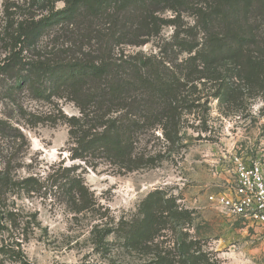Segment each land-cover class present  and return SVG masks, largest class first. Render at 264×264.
Returning <instances> with one entry per match:
<instances>
[{
  "label": "rangeland",
  "instance_id": "obj_1",
  "mask_svg": "<svg viewBox=\"0 0 264 264\" xmlns=\"http://www.w3.org/2000/svg\"><path fill=\"white\" fill-rule=\"evenodd\" d=\"M37 1L0 0V61L7 22L47 12ZM49 2L46 10L65 7L63 0ZM124 10L132 22L142 15ZM155 10L157 31L143 36L148 42L123 47L166 58L181 84L172 94L150 97L166 117H141L125 133L130 168L100 152L72 159L67 118L81 116L73 97L50 90L38 95L25 77L20 82L0 69V117L27 138L0 140L15 153V172L44 179L65 159L72 173L84 174L95 204L75 212L56 186L10 194L8 203L15 199L24 209L26 233L11 249L13 230L0 223V264H264L263 226L229 216L216 201L230 193L240 162H259L264 173V0H160ZM70 32L66 25L48 29L26 55L55 54L66 48ZM247 32L256 44H239ZM109 227L100 241L98 233Z\"/></svg>",
  "mask_w": 264,
  "mask_h": 264
},
{
  "label": "trees",
  "instance_id": "obj_2",
  "mask_svg": "<svg viewBox=\"0 0 264 264\" xmlns=\"http://www.w3.org/2000/svg\"><path fill=\"white\" fill-rule=\"evenodd\" d=\"M51 1L56 3L59 0ZM63 1L64 8L46 10L49 0H39L37 3L42 2L40 8L47 12L39 17L31 15L7 22V52L0 61V69L20 82L25 77L22 81L28 82L38 95L50 90L57 94L64 91L73 97L80 107L81 116L67 118L74 145L72 159H84L87 154L95 156L100 152L121 159L130 168L128 136L125 133L136 124L138 126L137 120L141 117L154 121L166 117L165 109L154 106L150 97L157 91L162 96L172 94L181 84L166 58L134 55L123 47L143 45L148 42L143 36L157 31L159 19L153 13L160 0ZM109 7H113V12L108 11ZM127 8L135 15L134 18L142 14L137 23L122 16ZM254 10L259 11L257 7ZM107 15L110 16L108 20ZM100 19L106 21L96 29L93 23ZM56 25L72 29V38L65 44L66 48L52 55L28 57L26 52L32 44ZM255 37L247 32L240 36L239 44L254 45L257 43ZM92 40L94 44H91ZM10 138L15 142L20 138L27 140L23 132L0 117V140L7 143ZM14 155L8 147L3 149L0 146V223L7 230H13L12 236L7 239L10 241L9 248L21 244L24 240L21 235L26 233V229L20 226V218L25 217L24 209L16 206L15 199L8 203L10 194L47 193L56 186L58 193L68 197L69 207L75 212L95 208L84 174L72 173L74 169L65 166V159L50 166L47 176L42 179L41 174L32 171L25 176L16 173L17 165L11 160ZM28 166L32 168L33 164ZM27 223L29 225L31 221L27 220ZM110 229L100 230L98 239L103 240ZM19 252L15 251L16 255H20Z\"/></svg>",
  "mask_w": 264,
  "mask_h": 264
},
{
  "label": "built area",
  "instance_id": "obj_3",
  "mask_svg": "<svg viewBox=\"0 0 264 264\" xmlns=\"http://www.w3.org/2000/svg\"><path fill=\"white\" fill-rule=\"evenodd\" d=\"M237 178L229 194L217 196V203L229 216L243 218L264 228V173L259 162L237 165Z\"/></svg>",
  "mask_w": 264,
  "mask_h": 264
}]
</instances>
